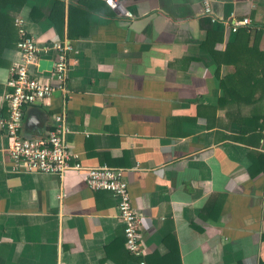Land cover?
Masks as SVG:
<instances>
[{
  "label": "crops",
  "instance_id": "0c3cea01",
  "mask_svg": "<svg viewBox=\"0 0 264 264\" xmlns=\"http://www.w3.org/2000/svg\"><path fill=\"white\" fill-rule=\"evenodd\" d=\"M87 1L1 0L0 119L21 26L38 45L71 43L67 91L27 105L22 135L61 113L72 160L123 169L144 254L127 250L111 191L84 170L13 171L0 126V264L264 261V0H125L132 17Z\"/></svg>",
  "mask_w": 264,
  "mask_h": 264
},
{
  "label": "built area",
  "instance_id": "2783aa9c",
  "mask_svg": "<svg viewBox=\"0 0 264 264\" xmlns=\"http://www.w3.org/2000/svg\"><path fill=\"white\" fill-rule=\"evenodd\" d=\"M106 6L117 16L132 17V12L125 6V0H103ZM205 11L209 12L208 1L205 2ZM18 23H20L18 21ZM249 26L247 17L234 22L232 31L237 25ZM22 25V23H21ZM20 37L17 48L20 60L10 69L7 84L9 90L5 93L7 102V116L0 119V126L7 137V153L11 169L15 172L28 171L54 174L62 176L69 170L85 172V183L91 189L111 191L118 199L117 207L119 218L123 224L125 246L135 256L141 257L144 250L140 243L139 226L141 218L131 204L127 181L121 168L110 166H84L78 160H72L66 134L69 129L63 114L57 113L53 126L42 137L28 138L21 132L23 111L27 105L40 103L55 91L66 92V79L69 67L68 54L73 50L71 43H62L53 39L51 44L38 45L33 35H26L24 27L20 28ZM53 49L56 53L52 60V68L48 78H39L30 67L38 65V53H48ZM138 264H146L141 258Z\"/></svg>",
  "mask_w": 264,
  "mask_h": 264
},
{
  "label": "trees",
  "instance_id": "16d2710c",
  "mask_svg": "<svg viewBox=\"0 0 264 264\" xmlns=\"http://www.w3.org/2000/svg\"><path fill=\"white\" fill-rule=\"evenodd\" d=\"M98 1H100V0H88L85 4H87V6H89V7H91V4H93V3H96V2H98ZM0 2H1V0H0ZM57 3H60L59 2V0H56V5H57ZM100 3V2H99ZM103 3H104V1H103ZM104 5H106L105 3H104ZM58 7H59V4H58ZM52 20L55 22V18H53V16H52ZM249 30H251L250 28L249 29H247L246 27H244V29H242V31H241V33H238V34H235V35H238V36H242V37H246V38H250L251 36H252V34H251V31H249ZM252 51V49H247V48H241L240 50H239V53L240 54H244V53H247V52H251ZM242 59H240V63L236 66V71L239 73V71L242 69V68H244V67H246V65H247V63H246V61L244 62V61H241ZM238 76V75H237ZM262 79H263V76H262V72H260L259 70H258V72H257V74H256V79H255V81H262ZM241 94V93H240ZM244 96V98L245 97H247V95H246V93H242V97ZM264 98V91H261V93H259V95H258V97H257V99L256 100H261V99H263ZM255 121H257V119L255 120ZM257 128L259 129V130H262V129H264V122H262V123H258L257 122ZM261 157H263V155H260ZM264 167V166H263ZM262 238L264 239V234L262 235ZM259 264H264V261H262V260H260V262H259Z\"/></svg>",
  "mask_w": 264,
  "mask_h": 264
},
{
  "label": "water",
  "instance_id": "95a60500",
  "mask_svg": "<svg viewBox=\"0 0 264 264\" xmlns=\"http://www.w3.org/2000/svg\"><path fill=\"white\" fill-rule=\"evenodd\" d=\"M53 61L48 59H39L38 69L39 70H51Z\"/></svg>",
  "mask_w": 264,
  "mask_h": 264
}]
</instances>
